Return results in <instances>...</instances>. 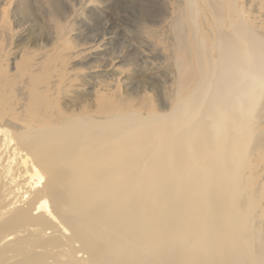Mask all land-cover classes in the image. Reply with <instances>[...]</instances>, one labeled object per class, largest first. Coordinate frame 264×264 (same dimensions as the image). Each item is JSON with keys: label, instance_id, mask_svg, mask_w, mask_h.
<instances>
[{"label": "bare ground", "instance_id": "bare-ground-1", "mask_svg": "<svg viewBox=\"0 0 264 264\" xmlns=\"http://www.w3.org/2000/svg\"><path fill=\"white\" fill-rule=\"evenodd\" d=\"M201 2L212 42L187 0L167 111L133 109L119 77L80 109L0 95V264H264V34Z\"/></svg>", "mask_w": 264, "mask_h": 264}, {"label": "rangeland", "instance_id": "rangeland-1", "mask_svg": "<svg viewBox=\"0 0 264 264\" xmlns=\"http://www.w3.org/2000/svg\"><path fill=\"white\" fill-rule=\"evenodd\" d=\"M200 3L197 0L192 21L199 24L200 35L206 36L210 46L208 29L214 28L210 24L214 18ZM232 3L235 11L230 12V18H238L243 12L244 20L264 34V0ZM225 4L227 16L229 7ZM4 8L15 34L6 38L5 31L0 33V64L6 65L0 68V95L9 94L18 111L30 91L37 88L44 91V100L49 99V90L51 99L56 97L69 109L92 105L96 98L92 91L102 94L105 84L116 77L124 93L131 94L127 95L130 100L124 93L123 98L139 112L151 107L167 111L185 91L181 86L177 96L176 32L180 26L185 31L188 27L187 0H0V10ZM87 47L92 48L78 54ZM89 66L93 67L87 69ZM83 77L86 84L81 86ZM74 84L80 85V97L67 96L66 91L75 89ZM59 86L63 89L57 92ZM146 95L150 101L144 99ZM40 109L35 106L33 111ZM261 167L263 170L248 176L264 181V165ZM262 203L263 199L258 202L260 208Z\"/></svg>", "mask_w": 264, "mask_h": 264}]
</instances>
